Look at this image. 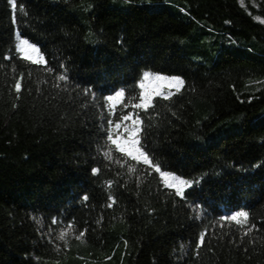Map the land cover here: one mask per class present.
Listing matches in <instances>:
<instances>
[{"label": "trees", "instance_id": "trees-1", "mask_svg": "<svg viewBox=\"0 0 264 264\" xmlns=\"http://www.w3.org/2000/svg\"><path fill=\"white\" fill-rule=\"evenodd\" d=\"M146 72L185 81L138 112L184 197L107 140ZM263 117L264 0H0V264H264Z\"/></svg>", "mask_w": 264, "mask_h": 264}, {"label": "snow or ice", "instance_id": "snow-or-ice-1", "mask_svg": "<svg viewBox=\"0 0 264 264\" xmlns=\"http://www.w3.org/2000/svg\"><path fill=\"white\" fill-rule=\"evenodd\" d=\"M9 3L11 4V7L13 10L17 8V0H9ZM17 36H20V33H17ZM25 46L31 48L35 53H39L40 49L37 47L35 43H30L28 39H22L19 43L20 51H25ZM28 59H34V57L29 56ZM52 69L49 68V71ZM151 73H145L144 77L147 79L149 76H151ZM59 79L61 81H67L69 77L65 75H60ZM157 79H165V80H171L175 82V86L177 90H180L184 87L185 81L182 77L175 76V77H160L157 75ZM16 90L17 92L20 91V84H16ZM141 87H143V84H141ZM157 94H162L157 92ZM93 95H95L93 93ZM125 97V90L120 89L119 91H115L114 95H108L106 99L108 101H114L117 98H124ZM170 99V97H166ZM152 105V97L148 94H145L143 96V100L140 104L135 105L136 108H142V109H148ZM119 119L123 121H128L132 119L129 115H124L122 117H119ZM113 123L112 121H109V124ZM143 120H137L134 121L132 126L129 127L127 125L123 126V129L121 131L122 124L121 123H115V127L112 128V134L107 135V140L111 141L112 144L116 145V148L119 149L120 152H126L127 155L132 156L133 159L140 160L143 162L144 165H150L155 168L156 172L161 171V166L158 163H155L154 160L150 157L149 153L144 150V146L141 142V134L143 133L144 129L142 127ZM126 144H130L131 147H125ZM99 169H93V172H98ZM162 175L165 177L164 183L167 184L169 187L175 188L176 192L184 197L186 195L185 188L192 186V181L181 179L179 177H173V174L170 172H163ZM169 177H172V181L168 179ZM84 199L87 200L88 197L84 196ZM249 214L246 211H239L236 212L235 215H232L230 218L234 221H238L239 217L245 218L247 220ZM229 217H224V219H228ZM53 223H57L56 220H53ZM201 243H203L204 237L201 236Z\"/></svg>", "mask_w": 264, "mask_h": 264}, {"label": "rangeland", "instance_id": "rangeland-1", "mask_svg": "<svg viewBox=\"0 0 264 264\" xmlns=\"http://www.w3.org/2000/svg\"><path fill=\"white\" fill-rule=\"evenodd\" d=\"M260 1L261 0H240L241 4L247 10L251 9V8H257L258 3ZM16 40H17V42H16L17 48L20 51L19 43H20V41L22 39L17 36ZM21 54L27 59H28L29 56L34 57V59H28L31 62H34V63H42L43 62V57L41 56L40 52L39 53H35L31 48H29L27 46H25V51L21 52ZM160 77H164V76H160ZM141 84H143V87H141ZM141 84H140V96H139L140 100L136 104L129 103L126 106L123 107V105L125 103H124L122 98H117L114 101H108L107 100V106H108V108L111 111H115V110H120L121 109L122 111H121L120 116L129 115V116L132 117V119H130L128 121H123V122L120 121L119 122V123L122 124L121 131H122L124 125H127V126L131 127L134 121L139 120L138 119V112L141 111V110H144V109L136 108L135 105L140 104L142 102L143 96L145 94L150 95L152 97V102H153V100L155 98H157V97H169L172 94H174L175 92L179 91V90H177L174 81L165 80V79H157V75H153V74L151 76H149L147 79H145V77L143 75ZM158 91H159V93H162V94H157ZM122 108H124V109H122ZM262 119L264 120V117ZM111 133H112V131H111ZM112 145L115 148L114 150H117L120 154H122L128 160H130V161H139V162L143 163L140 160L133 159V157L127 155L126 152H120L119 149L116 148L115 144H112ZM125 147H131V145L130 144H126ZM160 175L162 176V179H163V182H164L165 177L162 175V172H160ZM173 177H177V176L173 175ZM168 179L171 182L173 178L169 177ZM165 185L167 187H169L167 184H165ZM170 188L173 189L176 192L175 188H173V187H170ZM187 188H189V187L186 186L185 191L188 190Z\"/></svg>", "mask_w": 264, "mask_h": 264}]
</instances>
